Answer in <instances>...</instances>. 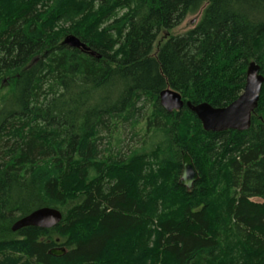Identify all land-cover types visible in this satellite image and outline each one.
<instances>
[{
	"label": "trees",
	"instance_id": "1",
	"mask_svg": "<svg viewBox=\"0 0 264 264\" xmlns=\"http://www.w3.org/2000/svg\"><path fill=\"white\" fill-rule=\"evenodd\" d=\"M253 61L264 76V0H0V264H264V85L245 132H207L159 101L171 88L225 108ZM140 124L149 147L113 146ZM43 207L61 223L12 231Z\"/></svg>",
	"mask_w": 264,
	"mask_h": 264
},
{
	"label": "water",
	"instance_id": "2",
	"mask_svg": "<svg viewBox=\"0 0 264 264\" xmlns=\"http://www.w3.org/2000/svg\"><path fill=\"white\" fill-rule=\"evenodd\" d=\"M63 44L87 53L92 57L101 58L96 52L74 35L67 36ZM264 76L261 67L256 62L248 66L246 85L243 93L229 106L215 108L208 103L193 104L185 101L182 95L171 88L160 93V105L168 112L173 113L187 107L202 124L207 132L222 133L226 131L245 132L252 126V116L258 108L263 91ZM199 179V172L192 157L185 153L182 159V172L179 184L188 190H192ZM63 215L60 210L51 207H43L21 217L12 226V231L17 232L27 227L40 229H52L61 223ZM54 257H62L66 254L64 247L55 248L49 252Z\"/></svg>",
	"mask_w": 264,
	"mask_h": 264
},
{
	"label": "rangeland",
	"instance_id": "3",
	"mask_svg": "<svg viewBox=\"0 0 264 264\" xmlns=\"http://www.w3.org/2000/svg\"><path fill=\"white\" fill-rule=\"evenodd\" d=\"M200 19V14L196 15V16H191L188 17L185 22L180 25L179 27H177L176 29L169 31V32H163L162 35L159 38V41L161 42L164 38L169 36H178L181 35L191 29H193L196 24L198 23ZM7 85V81L3 83V85H1L0 83V95H4L7 93V88L5 87ZM3 86V88H1ZM118 125V124H117ZM115 125V127L117 126ZM136 132L139 134V136L134 137V139L132 138L131 132L124 134L123 135V131L121 126H118V131L116 133H114L113 135V146H119V149L122 148V146H130V145H135L133 146V149L135 148H139L142 147L143 145L147 144V147L150 146V141L146 140L148 139L146 135V131H145V125L144 124H140L139 126L136 127ZM107 136V133L103 132L102 133V137ZM106 138V137H105ZM108 139H110L108 137ZM107 141V140H105ZM222 191H218L215 193V198H217V201L213 203V206L218 207L222 201L227 197V193L222 192ZM255 201H261L259 199H255ZM164 207L162 208V214L164 216H175L176 213H178V208L180 205V200L177 197H172L170 200H167L163 203ZM162 252V251H161ZM160 252V253H161ZM162 258V257H161Z\"/></svg>",
	"mask_w": 264,
	"mask_h": 264
},
{
	"label": "bare ground",
	"instance_id": "4",
	"mask_svg": "<svg viewBox=\"0 0 264 264\" xmlns=\"http://www.w3.org/2000/svg\"><path fill=\"white\" fill-rule=\"evenodd\" d=\"M141 163V162H140ZM176 163V162H175ZM152 165V164H151ZM134 179V178H133ZM144 225V224H143Z\"/></svg>",
	"mask_w": 264,
	"mask_h": 264
}]
</instances>
